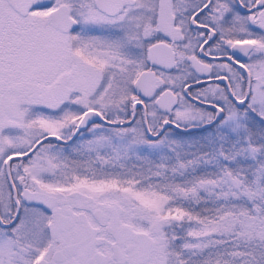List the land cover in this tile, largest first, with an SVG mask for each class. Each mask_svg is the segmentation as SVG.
I'll return each instance as SVG.
<instances>
[{"label": "snow or ice", "instance_id": "obj_1", "mask_svg": "<svg viewBox=\"0 0 264 264\" xmlns=\"http://www.w3.org/2000/svg\"><path fill=\"white\" fill-rule=\"evenodd\" d=\"M0 264H264V0H0Z\"/></svg>", "mask_w": 264, "mask_h": 264}]
</instances>
